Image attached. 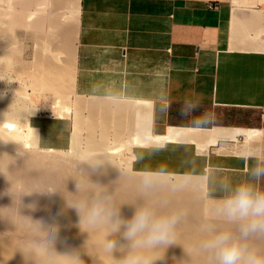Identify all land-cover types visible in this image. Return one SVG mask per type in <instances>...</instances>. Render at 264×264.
I'll use <instances>...</instances> for the list:
<instances>
[{
  "label": "crops",
  "instance_id": "crops-1",
  "mask_svg": "<svg viewBox=\"0 0 264 264\" xmlns=\"http://www.w3.org/2000/svg\"><path fill=\"white\" fill-rule=\"evenodd\" d=\"M24 2L32 18L38 13L36 32L73 36L71 93L101 100L93 92L98 84L118 90L120 98L113 103L120 109L113 114L125 130L134 129L138 114L149 112L145 119L152 136L171 128L205 133L196 148L205 149L200 157L208 163V198L211 175L233 184L246 179L252 163L244 159L246 150L254 144L264 148V0ZM186 99L199 102L197 112H214L215 122L192 127L179 114ZM161 105L168 106L166 112ZM30 125L40 149L72 148L73 117L40 112L30 117ZM260 186L264 189V179Z\"/></svg>",
  "mask_w": 264,
  "mask_h": 264
},
{
  "label": "bare ground",
  "instance_id": "bare-ground-1",
  "mask_svg": "<svg viewBox=\"0 0 264 264\" xmlns=\"http://www.w3.org/2000/svg\"><path fill=\"white\" fill-rule=\"evenodd\" d=\"M27 2L29 3V0H27ZM37 2L36 4H38ZM34 3L33 6H35ZM42 3L43 2H41V5H43ZM28 6L29 4L26 7ZM62 6H64V4H62ZM27 11H25L26 15ZM32 11L34 12V10ZM34 13H36V11ZM28 14V18L33 17V13L31 11ZM37 14L35 15L37 16ZM62 16L64 15L62 14ZM22 19L23 18H21V22ZM39 20H37L36 22H39ZM57 20L58 18L54 19L56 23ZM13 21L9 23L12 24ZM30 21L33 20L31 19ZM21 22L19 21V24ZM0 23L2 25L3 22L0 21ZM4 24L3 25L6 26L5 22ZM25 24H23L22 22V26H28L27 23ZM3 27L0 30H3ZM10 27L12 26L10 25L9 28ZM34 27L37 26L34 25ZM5 28L8 33V24ZM28 28L33 27L28 26ZM52 31L53 30H51V33L49 32V37L53 39L54 34L52 35ZM11 32L9 31V34ZM38 32L37 34H39ZM3 33L4 32H0V34L5 35ZM53 33H55V30L53 31ZM9 34L7 35V37L5 36V38H8L9 36L11 40L12 34ZM37 36L38 35H36V37ZM58 36L60 35L58 34ZM60 37L62 38V46L61 48H56L58 52H54L53 50V52L48 53L47 60H45L44 58L43 60L42 56L41 58L39 57L43 60H41L42 62L37 61L39 68L36 69H39V72L36 73V71V74L34 73L35 75H33L30 69L26 71L32 73V83H34L33 85L37 89L42 90V92L45 93H52L58 98H66L72 89L74 79L73 66L71 63L72 47H74V40L73 36L68 34H61ZM42 38L38 39L42 41ZM38 39L35 41H38ZM52 39L48 40L52 41ZM55 39H53V41ZM7 40H5L3 44L0 42V46L9 45V43H6ZM44 40L43 44L44 46H46ZM48 40H46V42L50 43L48 42ZM4 43H6L7 45ZM37 43L41 42L38 41ZM43 44L41 45L43 46ZM57 44H59V42L55 45ZM41 45L39 44L40 48L42 47ZM9 47L10 46L5 48L7 49ZM46 47L44 48L45 50H47ZM5 48L0 47V51H3L0 55L2 57L6 56L8 59L11 55H7L8 52ZM13 50L14 48L12 47V51ZM12 51L9 52L13 54ZM16 51L17 50H14L13 52L16 53ZM59 51L66 54V59H64L66 61H61L62 57L60 54L61 52ZM12 56L15 55L13 54ZM11 59L8 60V64ZM8 64L5 63L6 66ZM5 65H3V68L5 67ZM6 68L8 67H5V69ZM27 72L25 73L27 74ZM15 75L19 76V74ZM28 79H30V77ZM16 87L19 88L18 86ZM10 88L15 89V86H12ZM3 92L5 91H2L1 93ZM21 93L23 92L20 91V94ZM12 95L14 94L12 93ZM77 97L78 98L76 102H73L75 106V120L77 129H86L88 135L86 138V149L81 150L79 146L80 132L76 131L73 136L72 148H74L76 155L80 152L104 153L107 155L111 164L114 166L113 167L111 165H106V174L104 175H91L89 177L91 182L109 184L111 182L116 181V183L112 185V190H116L115 194L117 203L135 202L139 198L138 185L140 179L156 169H159L161 167L166 168L169 172V189L154 193L153 198H166L169 201L170 206H179L185 208L187 210L188 216L186 221L182 223L179 228V236L177 239L178 245L171 246L167 250L164 260L158 261L157 264H211V260L207 256L198 254L195 248L196 243L204 235L201 231V227L207 223H215L218 227L231 226L226 225L223 221L215 218L214 210L217 204H209L203 198L204 181L208 163L205 159H202L197 152H193L191 145H201L203 139H205L206 134L191 128H171L169 132L164 136H153V138H150L152 135L147 129V124L149 123H147L145 119V115L149 116V112L147 111L148 109L146 110L145 108L148 114H145L144 110L142 111L141 109L140 111H142L144 114L137 113L138 115L135 120L136 124L134 129L128 130L131 131V143H129L127 146L125 145L126 147H124V145H110L108 141V135L110 133L111 127L113 126V120H115L114 123H116L117 127V138H120L123 133V130L126 129L123 120L115 119L118 116L114 119L112 118L113 113L116 111L112 108L113 104H111V102L107 100L80 98V96ZM22 98L25 97L23 96ZM15 104L9 98V96H2V98H0V264H63V258L58 257L53 253H50L47 256L41 255V250L35 246L34 242L42 238L44 234L39 231L38 222L33 223L30 219L25 217H30L33 221H43L44 224L58 223L61 225L59 238L55 243V251L58 254H65L74 249H80L83 259L85 260V264H93V259L86 254V247L88 250L92 251L93 254L99 257L97 264H111V261L107 257H105L100 250V243L103 239L102 234L99 232L90 231L87 229L86 226L85 230L88 231V233L81 231V229L77 226L79 224L80 218L76 210L67 209L66 211H64L65 200L61 192H56L52 194L33 192L31 195H22L20 198V205L19 197L22 193L31 191H42L45 189H57L53 186V188H50L49 186L46 187L42 182V185H38L40 183H38L37 181L33 182V178L31 177L38 175L43 178L42 180H53V182H56L55 184H57L56 186H58V189L63 190L65 179L70 175L77 176L78 174L75 172V159H70L60 154L37 153V155H30V153L29 155H24L22 153V155H19L17 153L16 157H11L10 155H8L10 152L12 153V151H19L20 148H18L16 145H13V142L10 141H16V143L19 144V141L22 140V138L24 137V133L22 135V132L20 130L21 126L24 127V124L28 132L30 133V143L34 146H37L39 144V142L37 144L38 135H36L35 129H33L30 125L31 111L25 106L21 107L18 105L16 106ZM117 104L119 103L117 102ZM135 105L139 104L136 103ZM84 111H88L87 117L82 115ZM69 112L70 109H68V113ZM22 119L24 120L23 123ZM122 119H124V117H122ZM98 129L101 131L100 138H97L96 135ZM27 135L25 134V136ZM3 139L4 141L7 140L8 145L7 143L3 145L4 141H2L1 143V140ZM22 142H20V144ZM15 146L18 149H16ZM122 148H125L127 150L129 149L131 152V156L129 157V161L127 162H123L122 159L117 160L114 156L115 154L119 153ZM135 148L139 150H135ZM31 152L35 153V151ZM123 164L126 165V171L120 170L121 165ZM79 167L86 171H90L89 169H87L86 165H80ZM78 178L81 181L82 189L86 190L90 187L84 177L78 176ZM185 180L191 181L190 187L177 192H173L170 190L171 187H174ZM35 183H37V186L35 185ZM65 187L68 192L75 193L76 181L72 178L67 179L65 181ZM33 203L36 205L35 211L27 207V205ZM133 212L134 207L131 205H124L121 209L122 217L125 219L131 217ZM21 215L25 217H22ZM184 249L187 254L185 253ZM114 255L118 256L119 253H115Z\"/></svg>",
  "mask_w": 264,
  "mask_h": 264
},
{
  "label": "clouds",
  "instance_id": "clouds-1",
  "mask_svg": "<svg viewBox=\"0 0 264 264\" xmlns=\"http://www.w3.org/2000/svg\"><path fill=\"white\" fill-rule=\"evenodd\" d=\"M2 80V79H0ZM6 81L12 83V81ZM127 88L128 85H123ZM94 94L101 100L118 101L120 92L107 84L101 83L93 89ZM5 93H0L2 98ZM166 112V105H161ZM200 107L198 101L186 99L179 114L187 118L192 127L204 128L211 126L215 120L214 112H197ZM39 107L33 109L30 117L35 115ZM246 161L252 163L246 169V179L233 184L228 178L218 173L209 177V190L207 195L217 199L214 210L215 218L231 227H218L215 223H207L201 227L204 234L196 243L198 254L207 256L211 264H264V189L261 181L264 179V148L251 145L244 154ZM86 165V171L80 168ZM106 165L111 162L106 154L96 152H80L75 158V172L77 176H69L76 181L75 193L63 190H42L22 193L31 195L33 192L52 194L61 192L65 200V209H75L79 216L77 225L82 232H99L103 239L100 250L111 264H157L165 258L167 250L177 244L179 228L187 219V210L183 207H172L166 198H153L154 193L169 189V172L166 168L156 169L139 181V198L135 202L117 203L116 190L112 185L93 183L89 177L93 174H106ZM114 167V166H113ZM84 177L90 186L84 190L78 178ZM191 186L190 180L171 187V191H182ZM219 193V197H217ZM21 205V199H20ZM124 205L134 207L131 217L123 218L121 209ZM27 207L33 211L36 205ZM22 216V215H21ZM25 217V216H22ZM39 224V231L44 235L36 240L35 246L41 250V255L50 253L63 258V264H85L80 249H74L65 254L55 251V243L59 238L61 225L58 223L44 224L43 221H33ZM122 241V242H121ZM85 247V246H84ZM86 254L97 264L99 257L86 247ZM185 251V249H184ZM119 253L118 256L114 255ZM186 253V251H185ZM187 254V253H186Z\"/></svg>",
  "mask_w": 264,
  "mask_h": 264
},
{
  "label": "rangeland",
  "instance_id": "rangeland-1",
  "mask_svg": "<svg viewBox=\"0 0 264 264\" xmlns=\"http://www.w3.org/2000/svg\"><path fill=\"white\" fill-rule=\"evenodd\" d=\"M25 0H0V21L1 22H3L2 23V25H1V23H0V29H2V27L5 25L4 24V22L6 23V26H4L3 28V30H5L6 28L5 27H7V24H8V30L11 32L10 34H12V39L10 40V37L8 36V38H5V36L7 37V35L9 34V31H8V33H7V30H5V31H3V30H0V32L2 33V32H4L3 34H5V35H2V34H0V42L3 44V42H5V40H7L6 41V43L8 44L9 43V45H7L6 43H4V44H6L7 46H5V45H2V46H0L1 48H5V47H8V46H10L9 48H5L6 50H7V55H11L10 56V58H8L7 59V57L6 56H1L0 55V79H2V80H0V89H2V90H0L1 92L2 91H5L6 92V94L7 95H3V96H9V98L13 101V103L17 106H21V107H27L30 111H32V109H35V108H37V107H39V110L36 112L37 114L38 113H40V112H43V113H45V112H54V114H56V115H60V116H71V117H73V119H74V121H75V131H74V133L76 132V131H78V132H80V144H79V146H80V149L81 150H84V149H86V138H87V135H88V133H87V130L86 129H77V125H76V115H75V106H74V103L73 102H76V100H77V95H75L74 93H71V91H70V93L68 94V96L66 97V98H58L56 95H53L52 93H48V92H42V90H39V89H37L33 84L34 83H32L33 82V77H32V73H33V75H35L36 73H38L39 71V69L37 70L36 68H39V66H38V62H42L46 57H47V55H48V53H51V52H53V50H54V52H56L57 51V49L56 48H61V35L60 36H58L57 34H55L54 36H53V39H55V37H56V41L54 40L53 41V39L52 38H50L49 37V35H47V34H37V32H36V28L34 27V28H28V26L29 27H32V26H34L36 23H35V21H36V16H35V18L33 19V18H28V13L30 12V11H27V10H25L24 9V7H25V2H24ZM17 2V3H16ZM21 2V3H20ZM24 4H23V3ZM20 4V5H19ZM22 5V6H21ZM20 10V11H19ZM23 10H24V12H23ZM22 11V12H21ZM25 11H27V15H26V12ZM22 13H24V14H22ZM22 14V15H21ZM23 15H24V17H27V18H24L23 17ZM17 16V17H16ZM15 18V19H14ZM21 18H23L22 19V22H23V24H25V23H27V25L28 26H25V25H23L22 26V22H21ZM33 20V21H30V20ZM14 20V21H13ZM24 20V21H23ZM28 20V21H27ZM11 21H13L12 22V24L11 23H9V22H11ZM15 21H16V23H15ZM19 21L21 22L20 24H19ZM27 21V22H26ZM29 21H30V24H29ZM8 22V23H7ZM25 22V23H24ZM34 23V24H33ZM4 24V25H3ZM12 26V27H10L9 28V26ZM30 29V30H29ZM31 29H32V31H31ZM36 29V30H35ZM33 30H35V31H33ZM7 33V34H6ZM35 33H36V35H38V36H42V37H44V38H42L41 36L40 37H36V35H35ZM9 34V35H10ZM2 35V36H1ZM47 35V36H46ZM51 35V34H50ZM53 35V34H52ZM51 35V36H52ZM1 37H2V39H1ZM4 37V38H3ZM45 37H47V38H45ZM35 38H39V39H41L42 38V41H40L39 39H38V41L39 42H41V43H37L38 41H35V40H37V39H35ZM44 39H46V40H48V39H52V41L51 40H48V42H50V43H47L46 42V40H44ZM43 40H44V42H45V44H46V46H44V44H43ZM59 40V41H58ZM59 42V44H57V45H55L56 43H58ZM52 42V43H51ZM11 43V44H10ZM39 44L41 45V44H43V46H44V48L46 47V49L47 50H45L44 48H43V46L41 47V48H43V49H41L40 47H39ZM50 45V46H48V45ZM13 45V46H12ZM4 46V47H3ZM14 48V50H17L16 51V53H14L13 51H12V47ZM52 46V47H51ZM50 47H51V49H50ZM9 49V50H8ZM56 49V50H55ZM1 50H3V49H1ZM49 50V51H48ZM9 51H12V53L16 56H12L13 54H11V52H9ZM1 53L0 54H2V52L3 51H0ZM19 52V53H18ZM46 52V53H45ZM58 52V51H57ZM59 52H61V51H59ZM18 53V54H17ZM41 53H43V54H41ZM5 54V53H4ZM3 54V55H4ZM41 54V55H40ZM61 54V57H62V60L61 61H66V60H64V59H66L65 57H66V54L65 53H63V52H61L60 53ZM17 55H19V56H17ZM43 55H45V56H43ZM41 56H42V59H40L41 58ZM6 57V58H5ZM13 57V58H12ZM40 57V58H39ZM12 58V59H11ZM3 59V60H2ZM11 59V61H9V64H8V60H10ZM15 59H17V60H15ZM7 62H6V61ZM13 60V61H12ZM19 60V61H18ZM40 60V61H39ZM42 60V61H41ZM3 61V62H2ZM38 61V62H37ZM59 62V61H58ZM5 63H7L8 65L6 66L5 65ZM60 63V62H59ZM3 65H5V67H8V68H6L5 69V67L3 68ZM34 66V67H33ZM36 66V67H35ZM33 67V68H32ZM4 70H3V69ZM30 69V71L32 72H27L26 70H29ZM36 69V70H35ZM34 70V71H33ZM15 73H14V72ZM37 71V72H36ZM25 72H27V74L25 73ZM36 72V73H35ZM29 73V74H28ZM35 73V74H34ZM15 74H19V76L18 75H15ZM26 76H28V77H26ZM30 77V79H28ZM3 80H7V81H12V83H7L6 81H3ZM32 84V85H31ZM14 87L15 86V89L14 88H10V87ZM16 86H18L19 88H17ZM34 86V87H33ZM35 89H37V91H36V89L34 90L33 88ZM16 88H17V90H16ZM10 89V90H9ZM16 90V91H15ZM33 90H34V92H33ZM18 91V92H17ZM20 91H22L23 93H21L25 98H22L23 96L20 94ZM39 91V92H38ZM0 92V93H1ZM5 92H3V93H5ZM10 92V93H9ZM17 92V93H16ZM12 93L14 94V95H12ZM16 93V94H15ZM9 94V95H8ZM19 94V95H18ZM13 97H12V96ZM16 95V96H15ZM20 95H21V99H20ZM52 95V96H51ZM11 96V97H10ZM14 96H15V98H14ZM18 96V97H17ZM68 98V99H67ZM80 98H85V97H80ZM67 99V100H66ZM24 100V101H23ZM21 101H23V102H21ZM19 102H20V105H19ZM28 104V105H27ZM111 104H113L112 105V107L114 106V108H115V110H116V106L114 105L115 103H113V102H111ZM27 105V106H26ZM30 107V108H29ZM68 109H70V112L68 113ZM35 113V114H36ZM82 115L83 116H85V117H87L88 116V111H84L83 113H82ZM115 117H117V115L116 114H113L112 115V118L114 119ZM115 119H117V118H115ZM114 122H115V120H113ZM24 122V120L22 119V123ZM113 122V126L111 127V129H110V133H109V135H108V141H109V144L110 145H119V146H123L124 145V147H126L129 143H131V139H130V136H131V134H130V132L131 131H128V130H123V133H122V135H121V137L120 138H117L116 137V130H117V127H116V123H114ZM20 130H21V132H22V135H23V133H24V137L22 138V140H20L19 141V144L18 143H16V141L14 142V141H10V142H13V145H16L18 148H20L19 149V151L18 150H16V151H12V153L10 154H8V155H10L11 157H16L17 156V153L20 155H22V153L25 155V154H27V155H29L30 153V155H37V153L38 154H42V153H44V154H60V155H63V156H65V157H67V158H73V159H75L76 158V152H75V150H74V148H71V149H69V150H66V151H53V150H43V149H40L39 147H38V145L37 146H34V145H32L31 143H30V136H29V132H28V130H27V128L25 127V124H24V127L23 126H21V128H20ZM25 134L28 136H25ZM97 138H100L101 137V131L98 129L97 130ZM150 137V136H149ZM150 138H153V136H151ZM25 139V140H24ZM27 139V140H26ZM2 141H4V139L3 140H1V143H2ZM23 141V142H22ZM25 141V142H24ZM20 142H22L21 144H20ZM5 143H7V145H8V142H7V140H5L4 141V143H3V145L5 144ZM24 144V145H23ZM21 145V146H20ZM23 145V146H22ZM126 145V146H125ZM15 146V147H16ZM16 147V149H18ZM22 147V148H21ZM25 148V149H24ZM191 148H192V145H191ZM194 149H195V152H198L199 154H200V156L201 157H204V151H203V149H202V147H199L198 149L196 148V145H195V147H194ZM22 150V151H21ZM135 150H139V149H136L135 148ZM18 151V152H17ZM24 151V152H23ZM31 151H35V153L33 152H31ZM38 151V152H37ZM127 153H126V152ZM15 152V153H14ZM29 152V153H28ZM15 155H14V154ZM13 154V155H12ZM68 154V155H67ZM121 154V155H120ZM128 155V156H127ZM71 156V157H70ZM115 156V158L117 159V160H120V159H122V161L123 162H127V161H129V157L131 156V152H130V150L128 149H125V148H122L121 150H120V152L119 153H117V154H115L114 155ZM75 157V158H74ZM120 170H122V171H126V165L125 164H123V165H121V168H120ZM37 176V177H36ZM36 176H33V177H31V178H33V182H38V183H40V184H38V185H42V183L46 186V187H54V188H57L58 189V186H56L57 184H55L56 182L54 181L53 182V180H50V179H44V180H42L43 178L42 177H40V176H38V175H36ZM36 178V179H35ZM40 179H41V181H40ZM42 182V183H41ZM49 182H51V183H49ZM48 183V184H47ZM53 184V185H52ZM55 184V185H54ZM35 185L37 186V183H35ZM52 187V188H53ZM61 188V187H60ZM203 198H204V200L207 202V203H209V204H217V200H212V199H210V198H208L207 196H206V194H205V192L203 191Z\"/></svg>",
  "mask_w": 264,
  "mask_h": 264
},
{
  "label": "built area",
  "instance_id": "built-area-1",
  "mask_svg": "<svg viewBox=\"0 0 264 264\" xmlns=\"http://www.w3.org/2000/svg\"><path fill=\"white\" fill-rule=\"evenodd\" d=\"M217 6L216 5H211V8H216Z\"/></svg>",
  "mask_w": 264,
  "mask_h": 264
}]
</instances>
